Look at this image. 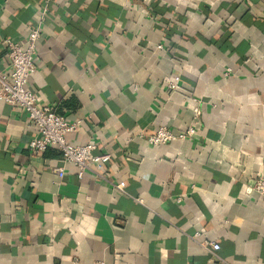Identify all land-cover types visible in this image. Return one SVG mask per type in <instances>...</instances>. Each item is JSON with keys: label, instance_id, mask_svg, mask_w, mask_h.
<instances>
[{"label": "crops", "instance_id": "crops-1", "mask_svg": "<svg viewBox=\"0 0 264 264\" xmlns=\"http://www.w3.org/2000/svg\"><path fill=\"white\" fill-rule=\"evenodd\" d=\"M44 4L0 0V71ZM34 59L39 104L79 121L65 138L110 157L78 177L31 154L0 100V264H264V0H49ZM195 109V135L146 142Z\"/></svg>", "mask_w": 264, "mask_h": 264}, {"label": "built area", "instance_id": "built-area-1", "mask_svg": "<svg viewBox=\"0 0 264 264\" xmlns=\"http://www.w3.org/2000/svg\"><path fill=\"white\" fill-rule=\"evenodd\" d=\"M45 0L36 24L28 28L24 45L5 39V55L8 60V71H0V100L11 107H20L27 115L29 124L35 128V136L28 143V150L33 155L42 154L47 148H56L63 160L73 163L77 169V176L81 177L85 170L90 169V164L96 168L109 160V154H95L97 144H74L65 138L67 132L77 129L78 120H68L63 114L57 112L49 105H41L38 102L36 92L28 85L29 78L36 72L34 55L36 44L41 36L42 22L47 13ZM161 48V45H158ZM176 81L167 83L169 89H174ZM198 109L191 124L181 132H174L166 126L157 128L153 133L146 135L145 140L150 145H160L172 140H184L195 135L198 127ZM136 136L143 138L141 134ZM93 170V169H91ZM99 175V174H97ZM101 177V175H99ZM116 189L123 190L124 183L113 185ZM249 191H255L264 196V176L258 177L249 187ZM203 245L216 256L219 249L216 242L204 241ZM94 264H104L96 261Z\"/></svg>", "mask_w": 264, "mask_h": 264}]
</instances>
